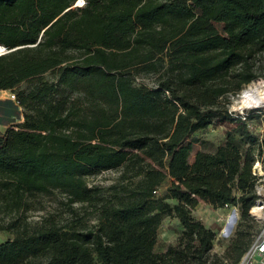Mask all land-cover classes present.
Masks as SVG:
<instances>
[{
  "label": "trees",
  "instance_id": "1",
  "mask_svg": "<svg viewBox=\"0 0 264 264\" xmlns=\"http://www.w3.org/2000/svg\"><path fill=\"white\" fill-rule=\"evenodd\" d=\"M75 1L0 0V46L13 48L0 53V89L36 79L16 93L24 119L0 129V229L12 233L0 264H216V232L192 211L203 199L246 218L256 201L264 136L230 103L259 77L264 0ZM150 72L154 85L135 83ZM215 121L238 122L240 137L190 160L192 134ZM105 170L117 171L110 183L89 181ZM168 214L183 229L158 250Z\"/></svg>",
  "mask_w": 264,
  "mask_h": 264
},
{
  "label": "rangeland",
  "instance_id": "2",
  "mask_svg": "<svg viewBox=\"0 0 264 264\" xmlns=\"http://www.w3.org/2000/svg\"><path fill=\"white\" fill-rule=\"evenodd\" d=\"M83 5L82 0H76L73 4L74 7ZM2 52V50H0ZM262 65L258 68L259 76L255 80H251L248 83L243 84V89H247L251 92L256 91L257 88L264 86V52L261 53ZM44 79H50L55 77V75L48 71L43 74ZM135 83L137 85L146 84L148 86L154 85L158 73H141L135 76ZM36 79H27L20 83L15 89H0V129L5 131L6 128L12 125H17L24 119L23 106L18 100V96L15 98L11 97V92L17 93L18 88L28 87L35 82ZM255 82L257 85L248 86V84ZM260 86V87H258ZM241 91L236 97L233 98L230 103V109L235 115H243L250 112L257 115L253 119H247L246 125L252 133L258 135L259 137L264 136V107H245L244 109L239 108V99L241 96ZM238 122L236 121H215L205 128L196 130L191 138H194L193 148L190 153V160L194 159L195 153L198 150H214L218 145L226 142L228 133H234L237 137H240V130L238 127ZM255 147H260L262 150V145L258 143L254 144ZM117 171L115 170H105L97 174L92 175L89 178L90 182L93 183H110L116 176ZM171 183V178H166L156 189V194L158 196H165L169 185ZM58 196H45L43 197L44 209L30 210L29 214L32 219H39L42 214L47 213L49 210H54L58 203ZM167 201L172 204L176 202L174 198H167ZM238 211L237 218L234 225L230 231H226L227 217L232 211ZM192 214L194 217L201 219L206 226L212 228L216 232V238L214 240L213 252L217 254L216 264H238L242 261L246 250L239 261L235 262V256L237 254L236 245H234L235 239L239 236V231H243L241 239H250L249 247L257 239L264 222L261 219H256L251 213L248 212V217L242 218L241 210L238 205L229 204L225 206L216 207L213 204L200 199L197 206L193 209ZM183 225L179 218L173 215H166L160 228H159V241L156 245V249L164 250L167 245L171 242H176L178 235L182 232ZM12 237V233L6 230L0 229V241H4ZM248 247V248H249Z\"/></svg>",
  "mask_w": 264,
  "mask_h": 264
},
{
  "label": "built area",
  "instance_id": "3",
  "mask_svg": "<svg viewBox=\"0 0 264 264\" xmlns=\"http://www.w3.org/2000/svg\"><path fill=\"white\" fill-rule=\"evenodd\" d=\"M3 51H5V49H3ZM11 97H16L14 91L11 92ZM243 118H246V116H243ZM252 172L255 175V191L257 197L255 203L250 208V213L256 219H261L264 222V151L260 152L257 150L255 152V161L252 167ZM254 206L259 207L258 211H253ZM256 254L261 256V260L264 263V225L257 239L251 244L242 261L238 264H248Z\"/></svg>",
  "mask_w": 264,
  "mask_h": 264
},
{
  "label": "bare ground",
  "instance_id": "4",
  "mask_svg": "<svg viewBox=\"0 0 264 264\" xmlns=\"http://www.w3.org/2000/svg\"><path fill=\"white\" fill-rule=\"evenodd\" d=\"M3 49L5 48L3 46H0V50H2V52H3ZM238 103H239L240 109H244L245 107H254V108L264 107V89L257 88L256 91H253V92L247 89H243L241 91V96H240ZM258 209H259L258 206H254L253 211L256 212L258 211ZM233 216H234V211H232L227 217L226 231H228V226H229V223L232 222Z\"/></svg>",
  "mask_w": 264,
  "mask_h": 264
},
{
  "label": "water",
  "instance_id": "5",
  "mask_svg": "<svg viewBox=\"0 0 264 264\" xmlns=\"http://www.w3.org/2000/svg\"><path fill=\"white\" fill-rule=\"evenodd\" d=\"M3 46H4V45H3ZM4 47H5V46H4ZM5 48H6V47H5ZM12 49H13V48H12ZM12 49H8V48H6L5 51H3V52H7V51L12 50ZM3 52H1V53H3ZM237 215H238V211L235 210V211H234L233 220H232L231 223H229L228 231H230V230L232 229V227H233V225H234V222H235V220H236V218H237Z\"/></svg>",
  "mask_w": 264,
  "mask_h": 264
},
{
  "label": "crops",
  "instance_id": "6",
  "mask_svg": "<svg viewBox=\"0 0 264 264\" xmlns=\"http://www.w3.org/2000/svg\"><path fill=\"white\" fill-rule=\"evenodd\" d=\"M248 264H264L259 254L254 255L253 259Z\"/></svg>",
  "mask_w": 264,
  "mask_h": 264
}]
</instances>
